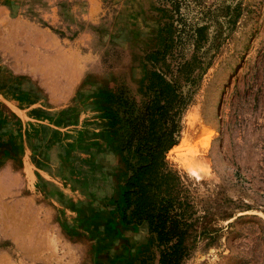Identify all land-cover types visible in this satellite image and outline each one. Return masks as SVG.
Returning <instances> with one entry per match:
<instances>
[{"label": "rangeland", "instance_id": "rangeland-1", "mask_svg": "<svg viewBox=\"0 0 264 264\" xmlns=\"http://www.w3.org/2000/svg\"><path fill=\"white\" fill-rule=\"evenodd\" d=\"M163 5L0 0V264L158 263L147 225L118 208L135 161L119 102L146 99ZM181 12L204 26L181 149L166 154L196 216L184 264H264V0Z\"/></svg>", "mask_w": 264, "mask_h": 264}, {"label": "trees", "instance_id": "trees-1", "mask_svg": "<svg viewBox=\"0 0 264 264\" xmlns=\"http://www.w3.org/2000/svg\"><path fill=\"white\" fill-rule=\"evenodd\" d=\"M166 20L159 28L162 46L149 51L146 99L137 106L120 99L127 136L122 151L134 163H128L122 201L118 208L124 224L147 225L159 250L157 264H184L189 257L185 244L196 222L192 200L166 154L178 144L183 113L191 101L202 58L204 26L189 25L181 7L186 0H163ZM191 45L185 58V45Z\"/></svg>", "mask_w": 264, "mask_h": 264}, {"label": "bare ground", "instance_id": "bare-ground-1", "mask_svg": "<svg viewBox=\"0 0 264 264\" xmlns=\"http://www.w3.org/2000/svg\"><path fill=\"white\" fill-rule=\"evenodd\" d=\"M203 130H205V129H203ZM207 146V145H206ZM181 149V145H179V146H174L173 148H172V150L171 151H179Z\"/></svg>", "mask_w": 264, "mask_h": 264}]
</instances>
